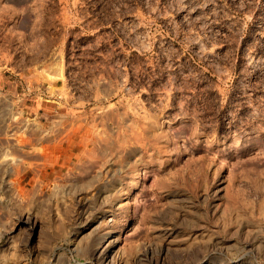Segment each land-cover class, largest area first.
I'll return each instance as SVG.
<instances>
[{
	"label": "rangeland",
	"instance_id": "rangeland-1",
	"mask_svg": "<svg viewBox=\"0 0 264 264\" xmlns=\"http://www.w3.org/2000/svg\"><path fill=\"white\" fill-rule=\"evenodd\" d=\"M0 264H264V0H0Z\"/></svg>",
	"mask_w": 264,
	"mask_h": 264
},
{
	"label": "bare ground",
	"instance_id": "bare-ground-1",
	"mask_svg": "<svg viewBox=\"0 0 264 264\" xmlns=\"http://www.w3.org/2000/svg\"><path fill=\"white\" fill-rule=\"evenodd\" d=\"M120 188H121V187H120ZM100 191L102 192V190H100ZM106 191H108V190H106ZM119 191H120V189H119ZM103 193H104V192H103ZM82 239H83V238H82ZM99 246H100V245L98 244V246H97V247H99ZM83 247H84V246H83ZM108 247H111V246H109V245H108V246H106V248H108ZM84 248H85V247H84ZM84 248H83V249H84ZM106 248H105V249H106ZM78 249H80V248H78ZM103 250H104V249H103ZM104 252H105V250H104Z\"/></svg>",
	"mask_w": 264,
	"mask_h": 264
}]
</instances>
